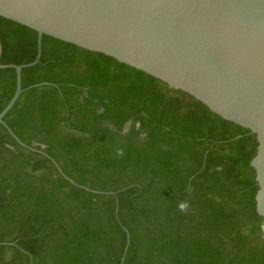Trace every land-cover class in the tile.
<instances>
[{"label": "trees", "instance_id": "1", "mask_svg": "<svg viewBox=\"0 0 264 264\" xmlns=\"http://www.w3.org/2000/svg\"><path fill=\"white\" fill-rule=\"evenodd\" d=\"M0 43L1 64L30 62L37 32L0 16ZM14 87L0 67V111ZM21 88L7 126L101 192L0 123V264H264L247 128L44 34Z\"/></svg>", "mask_w": 264, "mask_h": 264}, {"label": "water", "instance_id": "2", "mask_svg": "<svg viewBox=\"0 0 264 264\" xmlns=\"http://www.w3.org/2000/svg\"><path fill=\"white\" fill-rule=\"evenodd\" d=\"M0 16L37 32L32 61L0 63L15 70L14 91L0 111V123L18 143L37 150L22 142L3 116L22 91L21 69L39 60L43 34L110 56L255 134L249 164L264 240V0H0ZM44 84L50 83L30 86ZM48 157L71 183L101 192L75 183Z\"/></svg>", "mask_w": 264, "mask_h": 264}]
</instances>
